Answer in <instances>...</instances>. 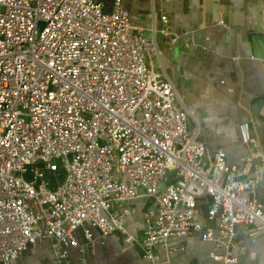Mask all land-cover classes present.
<instances>
[{"label": "built area", "instance_id": "2783aa9c", "mask_svg": "<svg viewBox=\"0 0 264 264\" xmlns=\"http://www.w3.org/2000/svg\"><path fill=\"white\" fill-rule=\"evenodd\" d=\"M160 21L153 33L176 43L168 15ZM143 31L124 0L111 10L100 0H0V264L44 240L70 264L79 230L87 241L93 229L122 231L150 261L194 231L222 250L211 253L220 264H239L238 225L264 238V203L252 195L264 153L250 122L240 125L242 165L210 154L174 82L150 65L160 48ZM141 197L154 205L132 235L129 204Z\"/></svg>", "mask_w": 264, "mask_h": 264}, {"label": "crops", "instance_id": "0c3cea01", "mask_svg": "<svg viewBox=\"0 0 264 264\" xmlns=\"http://www.w3.org/2000/svg\"><path fill=\"white\" fill-rule=\"evenodd\" d=\"M106 10L113 0H100ZM134 24L154 38L160 58L150 65L175 84L184 105L194 113L191 128H199V138L212 154L224 150L232 165H242L250 156V147L241 138L240 125L250 122L252 137L264 153V52L257 56L252 38L264 36V0H124ZM161 14L170 20V31L178 38L170 45L153 27L160 28ZM259 167H253V170ZM253 187V198L264 203V172ZM154 205L148 197L132 201L126 231L139 235L144 214ZM208 199L198 203L196 220L206 222ZM217 224V222L215 223ZM234 250L239 264H264V238L248 237L237 226ZM80 247L70 249V264H220L211 253L221 249L204 241L200 232L169 241L171 250L159 249L150 261L142 250L125 242V233L108 237L93 229L92 241L77 231ZM12 264H60L51 241L30 245Z\"/></svg>", "mask_w": 264, "mask_h": 264}, {"label": "water", "instance_id": "95a60500", "mask_svg": "<svg viewBox=\"0 0 264 264\" xmlns=\"http://www.w3.org/2000/svg\"><path fill=\"white\" fill-rule=\"evenodd\" d=\"M253 46L257 56H262L264 52V36L256 35L252 38ZM257 105H264V98L258 99L256 101Z\"/></svg>", "mask_w": 264, "mask_h": 264}, {"label": "rangeland", "instance_id": "374dc122", "mask_svg": "<svg viewBox=\"0 0 264 264\" xmlns=\"http://www.w3.org/2000/svg\"><path fill=\"white\" fill-rule=\"evenodd\" d=\"M60 173H61V177H62V180H63V178H64V176H65V171H64L63 169H61V170H60ZM53 178H54V176H53Z\"/></svg>", "mask_w": 264, "mask_h": 264}]
</instances>
